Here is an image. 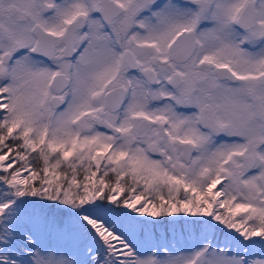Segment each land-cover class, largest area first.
<instances>
[{"label": "snow or ice", "instance_id": "1", "mask_svg": "<svg viewBox=\"0 0 264 264\" xmlns=\"http://www.w3.org/2000/svg\"><path fill=\"white\" fill-rule=\"evenodd\" d=\"M0 264H264V0H0Z\"/></svg>", "mask_w": 264, "mask_h": 264}]
</instances>
